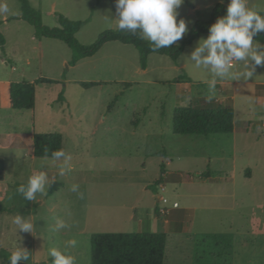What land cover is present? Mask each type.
I'll return each instance as SVG.
<instances>
[{"label": "rangeland", "instance_id": "374dc122", "mask_svg": "<svg viewBox=\"0 0 264 264\" xmlns=\"http://www.w3.org/2000/svg\"><path fill=\"white\" fill-rule=\"evenodd\" d=\"M28 1L47 27H58L59 15L82 22L76 35L82 45L120 30L115 0ZM228 3L185 0L178 19L188 22V31L176 43L182 44L197 22L210 21L217 5ZM247 3L264 12V0ZM0 4L9 9L0 12L6 39L5 54L0 46V80L57 82L36 85L34 111L1 109L0 144H7L11 130L59 133L71 157L61 174L63 159L33 160L27 156L31 143H18L23 158L9 159L5 167L2 204L9 211L0 213V250L11 253L22 245L30 253L27 263L52 264L49 249L57 248L75 264H91L93 235L154 233L157 216L168 222L164 264H264V67L245 79L243 64L234 62L233 75L209 90L212 74L190 61L207 34L187 47L177 64L151 56L147 72L140 68L138 51L119 43L74 68L65 44L35 38V28L20 19L19 0ZM93 82L103 84L81 85ZM219 103L234 110L233 134H174L177 107ZM40 170L49 177L47 194L26 201L16 189ZM207 171L208 179L203 178ZM18 214L33 223L32 233L19 232L13 223ZM57 218L67 227L55 230ZM72 240L75 246L69 245Z\"/></svg>", "mask_w": 264, "mask_h": 264}, {"label": "trees", "instance_id": "16d2710c", "mask_svg": "<svg viewBox=\"0 0 264 264\" xmlns=\"http://www.w3.org/2000/svg\"><path fill=\"white\" fill-rule=\"evenodd\" d=\"M21 3V20L35 28L37 40H56L65 44L72 51L70 66H76L80 61L94 57L109 43H119L133 46L139 53L140 68L142 71L148 67L149 57L152 55L170 58L177 63L187 47L204 35L209 34V27L219 17L226 14L227 7L217 5L208 22H197L187 39L182 44L175 43L170 47L152 51L147 41H142L127 31L110 30L102 33L98 40L89 46L82 45L76 35L83 26L82 22H75L59 15V26L50 28L42 23L41 13L33 8L28 0H19ZM264 14V12H261ZM264 44V33L258 37ZM0 46L5 54L6 39L0 30ZM57 84L56 81L41 78L35 83L19 82L10 85V102L13 110L32 111L36 106V85ZM103 83H81L85 89L102 85ZM63 100V97H60ZM235 113L232 108L222 103L212 107H177L174 110L173 131L179 136H212L230 135L235 129ZM64 139L59 133L35 134L33 150L37 159H50L51 154L63 150ZM164 167V166H163ZM210 172L203 174L207 178ZM208 179V178H207ZM7 210L0 203V213ZM10 212H13L10 210ZM158 212V211H157ZM168 235L166 233H118L96 234L91 238V264H164ZM10 253L0 250V260L9 264Z\"/></svg>", "mask_w": 264, "mask_h": 264}, {"label": "clouds", "instance_id": "9594fccd", "mask_svg": "<svg viewBox=\"0 0 264 264\" xmlns=\"http://www.w3.org/2000/svg\"><path fill=\"white\" fill-rule=\"evenodd\" d=\"M185 0H115V21L121 31H127L142 41H147L152 51L174 45L188 31V22L179 18L178 9ZM223 2V0H221ZM6 4H0V12H8ZM207 38L198 41L191 53L190 61L196 68H204L212 74L209 90H214L218 81L233 75L235 63H242L245 79L254 77L258 67H264V44L260 35L264 33V14L248 6L247 0H229L226 14L219 17L208 29ZM219 78V80L217 79ZM53 160L63 159L61 174L69 167L71 157L63 150L52 152ZM49 177L44 171L29 175L27 182L21 184L16 192L26 201H34L37 195H46ZM73 191L77 186H73ZM13 223L19 232L32 233L30 219L16 215ZM62 219L57 218L55 230L66 228ZM75 246V241H69ZM52 264H75V258L57 248L49 249ZM29 251L21 246L15 247L9 256V264H27Z\"/></svg>", "mask_w": 264, "mask_h": 264}, {"label": "crops", "instance_id": "0c3cea01", "mask_svg": "<svg viewBox=\"0 0 264 264\" xmlns=\"http://www.w3.org/2000/svg\"><path fill=\"white\" fill-rule=\"evenodd\" d=\"M7 21H9V20H7ZM45 40H49V39H45ZM110 44H114V43H109V44L105 45L101 49V51L104 48H106L107 46H109ZM152 56H154V55H152ZM150 57H149V60H150ZM164 58H167V57H164ZM2 59L4 61H6L7 55L6 56L3 55ZM84 60H86V59H84ZM149 60H148V63H149ZM66 61L67 60H65L64 62H66ZM82 61H80V62H82ZM6 65H9V62H6ZM76 66H74V68H76ZM182 68H184V66L178 67V69H182ZM148 69H149V65H148L147 69L144 70L143 72H147ZM12 83H19V82H12V81H8V80H4V79L0 80V111L3 108L4 109H8V110H12V111H16V110L12 109L11 102H10V94L9 93H10V85ZM29 83H32V82H29ZM34 110H32V111H34ZM35 134H39V133H36L34 130L32 132H28V133L27 132L26 133L22 132L21 130L20 131L19 130H11V131H9L6 134L7 144L5 146H2L0 144V152L1 151H18L19 152V154L18 153L17 154H11V155H8V156L0 154V203H2L3 199L7 195L8 186L5 185V181H6V178H5V167L7 166V161L9 159L10 160H12V159L13 160H20V159L23 158V156H24L23 155V151L24 150L21 149V147L19 146V144H18L19 142H23V144H25V145L27 144V142L31 143V148L32 149H30V147L28 148L27 156H29V158L35 160L36 157L34 155V150H33V138H34ZM29 146H30V144H29ZM157 199L160 200L159 197ZM153 220H154L155 229H156L154 233H166L168 235V237H169L168 227H167V223L168 222L164 221L163 219H161V218H159L157 216H154ZM184 228H185V226H184ZM167 241H168V239H167Z\"/></svg>", "mask_w": 264, "mask_h": 264}, {"label": "built area", "instance_id": "2783aa9c", "mask_svg": "<svg viewBox=\"0 0 264 264\" xmlns=\"http://www.w3.org/2000/svg\"><path fill=\"white\" fill-rule=\"evenodd\" d=\"M163 202H164V203H167V200L164 199ZM174 206L177 207V204H175Z\"/></svg>", "mask_w": 264, "mask_h": 264}, {"label": "water", "instance_id": "95a60500", "mask_svg": "<svg viewBox=\"0 0 264 264\" xmlns=\"http://www.w3.org/2000/svg\"><path fill=\"white\" fill-rule=\"evenodd\" d=\"M27 264H30V263H27Z\"/></svg>", "mask_w": 264, "mask_h": 264}]
</instances>
